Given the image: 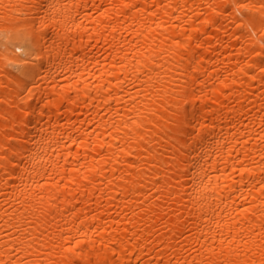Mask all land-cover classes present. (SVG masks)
Returning <instances> with one entry per match:
<instances>
[{
  "label": "bare ground",
  "instance_id": "obj_1",
  "mask_svg": "<svg viewBox=\"0 0 264 264\" xmlns=\"http://www.w3.org/2000/svg\"><path fill=\"white\" fill-rule=\"evenodd\" d=\"M0 264H264V0H0Z\"/></svg>",
  "mask_w": 264,
  "mask_h": 264
}]
</instances>
